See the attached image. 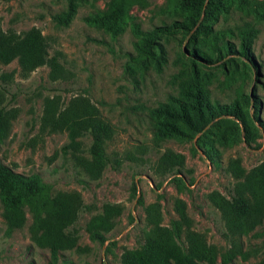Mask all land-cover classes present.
<instances>
[{"label": "rangeland", "instance_id": "obj_1", "mask_svg": "<svg viewBox=\"0 0 264 264\" xmlns=\"http://www.w3.org/2000/svg\"><path fill=\"white\" fill-rule=\"evenodd\" d=\"M148 1L145 8L131 7L116 35L111 36L104 25L85 20L104 8L103 0H0V29L18 34L37 28L46 39L49 55H58L66 71L63 79L51 81L46 65L27 76L19 73L16 58L0 65L2 103L17 109L9 135L0 142V161L24 176L37 175L50 193L77 191L89 206L79 213L74 225L79 251L62 250L55 263H50L48 249L30 240L27 209L24 225L9 233L0 216V264H119L122 249L143 243L148 229L144 208L157 204L160 223L169 226L175 218V197L184 200L193 229L206 243L215 246L219 254L227 247L221 219L206 194L230 195L233 180L223 172L228 157L240 156L245 169L264 160V127L257 122L264 121V0H248L247 5L231 3L210 24L208 33L176 26L158 31L150 44L153 55L142 59L134 26L144 33L184 19V12L165 9L163 0ZM65 13L69 15L65 23L52 18ZM244 30L251 34L253 64L237 53L215 63L192 54L194 50L213 56V44L222 42L237 51ZM196 87L211 103H228L238 92L254 97L258 109L251 113L250 106L245 108L251 116L248 128L252 140L248 144L241 140L229 144L232 120H218L225 116L210 121L200 133H191L179 119H172L182 133L155 141L153 130L168 121L161 110L177 103L186 106L191 100L187 93ZM77 95L86 97L113 126L106 152L121 162L116 168L108 164L97 179H90L76 167L69 150L63 148L69 142L66 131L36 136L44 98L55 97L63 107ZM239 128L242 138L244 128ZM205 132L202 140L211 146L212 161L205 157L204 146L197 143ZM77 139L86 152L90 136ZM166 149L183 156L179 171L166 173L159 168V156ZM103 203H119L123 209L100 244L89 239L84 228ZM241 242L248 253L245 259L235 256L221 263L218 254L213 264H264V218L241 236Z\"/></svg>", "mask_w": 264, "mask_h": 264}, {"label": "trees", "instance_id": "obj_2", "mask_svg": "<svg viewBox=\"0 0 264 264\" xmlns=\"http://www.w3.org/2000/svg\"><path fill=\"white\" fill-rule=\"evenodd\" d=\"M103 1L104 8L86 16L85 20L89 24L104 25L111 36L116 35L131 7L145 8L149 5L148 0ZM235 1L238 4L249 3L248 0H163L165 9L184 12V19L144 33L134 26L133 33L141 41L142 56L139 57L146 59L153 55L150 44L158 31H167L176 26L186 31L194 28L202 34L210 32V24ZM68 16V13H65L54 15L52 18L65 23ZM250 35L249 30L241 33L237 51L227 42H222L213 44V56L194 50L192 54L206 63H215L224 56L237 53L253 64L249 52ZM15 58L22 76H27L37 67L46 65L49 68V80L55 81L65 77L66 71L59 62V56L49 55L46 39L35 27L18 34L13 30L0 29V65H5ZM2 92L0 90V142L9 135L11 121L17 113L16 108H7L2 103ZM187 95L191 100L186 106L177 103L161 110L168 121L153 130L155 141L182 133L181 127L174 124L172 119H179L191 133H200L210 121L219 116L226 117L218 119L219 121L232 120L233 132L229 138L226 137L231 141L229 144L239 140L248 144L252 140L248 128L251 116L245 108L250 106L251 113L258 109V102L254 97L238 92L228 103H211L204 99L197 87ZM257 122L264 127V121L257 119ZM38 123L36 136L67 132L69 142L63 148L69 150L74 165L90 179L99 178L108 164L116 168L121 162L117 156L111 158L106 152V144L113 134V126L101 117L98 109L82 95L74 96L63 107L55 97L44 98ZM239 126L244 128L242 138ZM85 134L90 136L91 142L86 152H83L77 138ZM205 136L206 132L200 134L197 143L204 146L205 157L212 161L214 156L211 146L202 140ZM158 165L161 171L166 173L179 171L183 167V156L166 149L159 156ZM223 172L233 180L230 195L225 197L216 191L206 194L222 222V237L227 245L223 252L219 254L215 246L206 243L205 238L193 229V221L188 216L186 203L175 197L172 201L175 218L169 226L160 223L157 204H149L144 208V220L148 229L145 231L143 243L134 249H122L118 257L119 264H197L199 261L213 264L218 254L221 263L235 256L245 259L248 253L242 249L241 236L254 230L264 218V160L245 169L240 156H230L223 166ZM0 205V216L6 233L24 225L25 210H28L31 216V222L27 226L29 238L37 247L48 249L50 263L58 260L62 250L74 248L79 251L74 225L79 213L88 210L89 206L84 204L77 191L56 190L50 193L49 188L37 175L24 176L0 161ZM122 209L119 203H103L101 211L91 214L85 225L89 239L100 244L104 242L105 234L114 227L115 218L121 214ZM178 240H182L183 244H179Z\"/></svg>", "mask_w": 264, "mask_h": 264}]
</instances>
